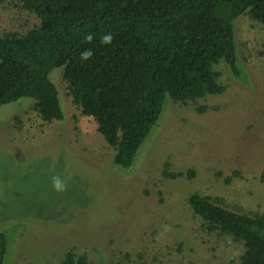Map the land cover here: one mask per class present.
I'll use <instances>...</instances> for the list:
<instances>
[{
	"label": "rangeland",
	"instance_id": "1",
	"mask_svg": "<svg viewBox=\"0 0 264 264\" xmlns=\"http://www.w3.org/2000/svg\"><path fill=\"white\" fill-rule=\"evenodd\" d=\"M38 25L20 0H0V35ZM233 26L241 77L220 61L213 71L222 94L166 98L128 169L113 163L93 119L72 103L62 68L50 73L62 123L42 121L29 98L0 106L5 264H59L71 249L92 264H239L243 244L207 231L188 204L197 193L234 212H264V25L243 14ZM164 162L193 176L164 178Z\"/></svg>",
	"mask_w": 264,
	"mask_h": 264
},
{
	"label": "trees",
	"instance_id": "2",
	"mask_svg": "<svg viewBox=\"0 0 264 264\" xmlns=\"http://www.w3.org/2000/svg\"><path fill=\"white\" fill-rule=\"evenodd\" d=\"M20 7L39 25L0 35V106L29 98L42 121L62 123L64 108L50 75L62 68L72 103L93 119L114 150L113 163L123 169L133 164L166 98L186 104L222 94L213 71L220 61L241 77L234 20L247 14L264 25V0H20ZM109 32L112 43L103 45ZM89 49L93 55L82 61L81 52ZM184 175L193 172H171L164 162V178ZM188 204L207 231L243 244L239 264H264V212H234L222 198L197 193ZM8 243L0 231V264ZM59 264L92 263L71 249Z\"/></svg>",
	"mask_w": 264,
	"mask_h": 264
},
{
	"label": "clouds",
	"instance_id": "3",
	"mask_svg": "<svg viewBox=\"0 0 264 264\" xmlns=\"http://www.w3.org/2000/svg\"><path fill=\"white\" fill-rule=\"evenodd\" d=\"M84 39L86 42H91L93 40V35L87 34L84 37ZM112 40H113V36L109 32V33L103 35V37L101 39V43L103 45H110L112 43ZM92 55H93V52L91 49L85 50V51L81 52L80 59L82 61H86V60H89ZM52 187H53V190L56 192H63L65 190V181L63 179H61L60 176H53L52 177Z\"/></svg>",
	"mask_w": 264,
	"mask_h": 264
}]
</instances>
